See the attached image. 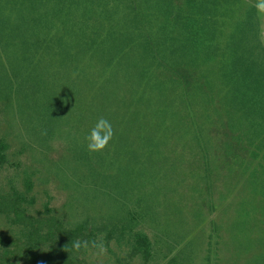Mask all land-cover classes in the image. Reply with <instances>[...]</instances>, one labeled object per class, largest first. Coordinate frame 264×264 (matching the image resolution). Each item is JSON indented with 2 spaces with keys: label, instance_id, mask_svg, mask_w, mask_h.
I'll list each match as a JSON object with an SVG mask.
<instances>
[{
  "label": "trees",
  "instance_id": "16d2710c",
  "mask_svg": "<svg viewBox=\"0 0 264 264\" xmlns=\"http://www.w3.org/2000/svg\"><path fill=\"white\" fill-rule=\"evenodd\" d=\"M18 1L0 4V96L8 102L14 97L22 115L28 108L36 113L52 142L60 138L92 177L113 172L100 179L124 201H142L136 194L142 178L157 176L163 161L174 157L178 142H185L179 159L184 160V154L191 161L197 157L194 164L203 179L212 166L219 168L221 160L236 164L243 142L254 145L252 134L264 126V44L257 23L231 19L243 6L253 13V6L242 0H164L192 4L209 14L196 18L125 13L119 18L105 11L66 7L60 1L51 8ZM221 9L231 17L213 14ZM97 60L125 73L129 62L135 63L138 76L127 90L143 88L146 98L142 94L137 99L138 108L108 110L103 106L107 99L96 102L97 93L106 98L114 92L97 89L106 73L99 72L86 89L81 87L87 70L98 74L93 64ZM51 67L55 69L49 75ZM142 100L146 103L140 106ZM240 110L247 118L244 125ZM191 111L199 113L193 112L192 140L181 129ZM69 117L77 120L68 130L64 121ZM100 117L111 122L114 136L103 152L90 153L85 137ZM7 150L0 138V168ZM259 150L257 144L252 152ZM29 192L28 183L23 194L0 190V217L19 231L16 239L0 240V264H88L84 256L96 244L94 232L86 223L70 228L50 210L45 216L31 215ZM78 240L88 241V248L74 250ZM134 241L130 259L139 256L147 264L149 240L141 233Z\"/></svg>",
  "mask_w": 264,
  "mask_h": 264
},
{
  "label": "rangeland",
  "instance_id": "374dc122",
  "mask_svg": "<svg viewBox=\"0 0 264 264\" xmlns=\"http://www.w3.org/2000/svg\"><path fill=\"white\" fill-rule=\"evenodd\" d=\"M17 1L0 0V4L13 5ZM23 1L27 5L46 8H51L56 1H60L65 3L66 7L105 11L119 18L134 13L196 18L209 14L208 10L181 1ZM242 2L253 6L254 12L252 13L251 9L247 11L243 6L237 17L235 15L231 19H250L257 23L259 40L264 44V17L258 16L256 12V0ZM213 14H217L221 19L231 17L230 13L222 9ZM94 62L98 74L92 76L91 70H87L88 75L81 76H85L80 82L81 87L83 85L86 89L90 79L100 76L99 72L106 73L97 84V89L110 91L114 88V92L106 98L97 93L94 96L96 102L107 99L103 106L108 110H123L129 107L133 111L138 108L137 99L143 94V88L142 92L139 87L135 88V93L127 90V85L130 89L138 76L135 63L129 62L125 73L107 68L100 60ZM54 63L49 61V64ZM55 67L47 68L49 75ZM143 96L146 98L144 94ZM144 103L146 101L142 100L140 106ZM31 112L28 108L25 114H20L14 97L8 102L0 96V138L8 147L6 163L0 168V190H15L23 194L28 183L30 192L27 196L32 201L29 208L31 215L45 216L46 210H50L53 216L70 228L79 223H86L88 229L96 235V245L102 244V248L93 247L86 250V263L143 264L139 256L134 259L129 257L134 240L141 233L150 242V258L147 264H258L259 257L264 259L263 124L262 127L256 128L255 134L250 135L256 138L252 141L254 145L251 148L248 147L249 142L243 138L244 148L236 164L221 160L217 164L219 168L212 166L204 179L196 170L197 164H194V160H198L197 157L194 156L196 159L191 161L192 157L184 154V160L179 159L185 142L174 144V157L163 161L158 175L142 178L143 186L136 190L142 201L135 203L124 201L120 195L103 186L100 178L114 175L113 172L92 177L93 174L86 166L78 165L61 139L59 138L60 142H52L50 135L39 125L36 113ZM193 112L191 111L183 122L185 124L187 121L186 127H181L186 129L191 140L196 131ZM238 114L241 124H246L247 118L245 119L241 110ZM76 120L69 117L64 121L68 130L69 123ZM65 130L66 127L60 129L62 133ZM257 144L262 150L254 154L252 151H255ZM190 165L195 168L190 170ZM120 177L123 179L122 175ZM118 191L122 193L121 190ZM18 237L17 228L10 226L5 218L0 217V240L8 242Z\"/></svg>",
  "mask_w": 264,
  "mask_h": 264
},
{
  "label": "clouds",
  "instance_id": "9594fccd",
  "mask_svg": "<svg viewBox=\"0 0 264 264\" xmlns=\"http://www.w3.org/2000/svg\"><path fill=\"white\" fill-rule=\"evenodd\" d=\"M258 16L264 17V0H256L254 5ZM114 136V129L111 122L104 118L100 117L94 126L91 128L88 135L85 137L87 141V150L90 153H101L103 152L108 146L109 142L113 139ZM89 242L88 241H75L73 244L74 250H79L80 248H88ZM93 247H100L101 245H96L93 242Z\"/></svg>",
  "mask_w": 264,
  "mask_h": 264
},
{
  "label": "crops",
  "instance_id": "0c3cea01",
  "mask_svg": "<svg viewBox=\"0 0 264 264\" xmlns=\"http://www.w3.org/2000/svg\"><path fill=\"white\" fill-rule=\"evenodd\" d=\"M264 259H262V257H259L258 258V264H264V261H263Z\"/></svg>",
  "mask_w": 264,
  "mask_h": 264
}]
</instances>
